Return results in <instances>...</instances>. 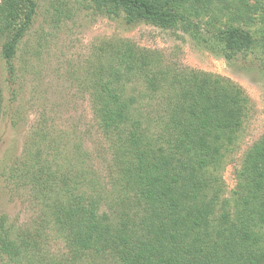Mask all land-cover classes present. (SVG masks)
I'll return each mask as SVG.
<instances>
[{"label": "trees", "instance_id": "1", "mask_svg": "<svg viewBox=\"0 0 264 264\" xmlns=\"http://www.w3.org/2000/svg\"><path fill=\"white\" fill-rule=\"evenodd\" d=\"M88 1L110 18L124 13L130 24L182 30L229 62L262 66L264 38L238 27H213L220 15L212 5L218 2L225 16V10L233 16L237 8L252 17L264 14V0L241 5L236 0ZM21 4L28 9L22 21ZM36 12V0L0 1L1 32L20 25L4 48L11 73L16 47ZM207 15L211 20L203 28ZM158 66L157 53L121 41L110 45L106 64L92 77L96 115L116 144L113 213L102 211L103 195L84 170L69 174L41 153L36 163L4 176L31 190L46 209L43 222L62 236L74 258L97 254L113 264H264V137L246 153L230 197L221 176L225 156L248 119L250 99L229 80L195 72L173 76ZM139 83L143 89L136 87ZM2 106L0 90V121ZM40 246L33 232H17L6 216L0 218L4 264H58L45 261Z\"/></svg>", "mask_w": 264, "mask_h": 264}, {"label": "rangeland", "instance_id": "2", "mask_svg": "<svg viewBox=\"0 0 264 264\" xmlns=\"http://www.w3.org/2000/svg\"><path fill=\"white\" fill-rule=\"evenodd\" d=\"M2 1V0H0ZM238 5L246 0H236ZM33 18L13 59V73L4 58L5 45L19 30V23L0 30V90L3 113L0 121V218L17 232L31 231L43 251L45 261L58 264H113L108 257L90 254L74 258L69 246L43 219L46 209L33 200L30 189H19L8 182L9 171L42 159L58 163L64 172L82 169L103 195L102 211L113 213L109 203L116 201L118 178L114 138L100 125L92 98L95 68L106 64L110 45L129 42L139 49L157 53V59L170 75L185 72L212 75L240 86L250 99V111L243 131L226 154L221 172L226 196L238 183L246 153L264 137V58L244 68L243 61L229 62L197 44L187 33L144 22L130 24L124 13L110 18L91 6L88 0H36ZM252 4V0L249 2ZM22 5V4H21ZM220 15L216 28L238 27L264 38V14ZM22 5L19 17L25 18ZM209 16L202 26L207 27ZM223 21V24L221 23ZM210 26V25H209ZM257 56H262L259 50ZM259 65V64H258ZM137 88L143 89L139 83ZM59 146V147H58ZM48 162V163H49ZM55 168V164L51 166ZM46 228V229H45ZM37 233L40 235L38 236ZM0 264L2 262L0 256Z\"/></svg>", "mask_w": 264, "mask_h": 264}]
</instances>
